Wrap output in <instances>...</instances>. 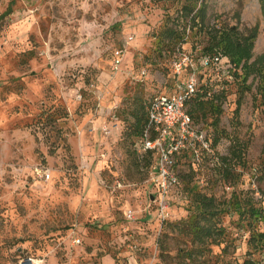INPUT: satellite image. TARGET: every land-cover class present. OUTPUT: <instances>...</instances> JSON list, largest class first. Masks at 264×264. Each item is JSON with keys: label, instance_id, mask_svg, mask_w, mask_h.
Returning <instances> with one entry per match:
<instances>
[{"label": "rangeland", "instance_id": "obj_1", "mask_svg": "<svg viewBox=\"0 0 264 264\" xmlns=\"http://www.w3.org/2000/svg\"><path fill=\"white\" fill-rule=\"evenodd\" d=\"M202 1L205 27L255 31L250 62L264 71V0ZM176 7L173 0H0V264H192L179 256L199 247L179 230L190 199L181 176L190 170L178 166L182 182L162 219L150 197L153 158L138 161L133 137L140 105L174 91L173 60H195L207 43L206 31L187 26L181 46H159ZM197 76H210L222 114L216 129L209 113L196 123L212 140L221 136L216 152L239 178L225 180L205 163L191 182L217 200L236 192L264 208V74L249 75L241 97L240 78L220 84L214 69ZM242 146L244 167L232 157ZM245 222L233 213L217 220L223 232L196 259L264 264V249L247 244Z\"/></svg>", "mask_w": 264, "mask_h": 264}, {"label": "trees", "instance_id": "obj_2", "mask_svg": "<svg viewBox=\"0 0 264 264\" xmlns=\"http://www.w3.org/2000/svg\"><path fill=\"white\" fill-rule=\"evenodd\" d=\"M174 4L177 6V16L173 18L169 14H166L165 19L166 24L163 26L160 36L157 38V42L160 47H166L169 50H174L177 46H181L184 42L186 27L188 26L190 30L195 29V31H206L207 43L203 47L202 52L194 60L190 55H187L191 60L196 64L198 68V73L202 72V75L208 72L209 70H215L213 66L204 67L200 63L202 56H220L225 59V63L231 66L229 69V76L232 78L237 77L241 79V94L244 91H248L249 87L245 85L247 78L252 73H261L264 74V71L261 70V67H258L257 64L250 62L252 58V49L255 39V31L247 30L245 33L238 31L236 27H228L223 24H214V26L208 28L204 26V21L206 20V14L203 9L202 0H173ZM11 8L8 9L10 13ZM7 13V14H8ZM179 20L182 21L184 27H181ZM171 22V23H170ZM170 23V24H169ZM180 25V26H179ZM174 61V60H173ZM227 61V62H226ZM256 66V68L254 67ZM210 76H206L204 80L199 79L198 88L187 105V112L190 115L195 126H199L196 122L199 119L206 117L207 113L212 116V125L216 129L220 115L222 114L221 106L219 104V96L216 94L214 88V83L211 82ZM219 83V82H218ZM229 83V80L224 78L220 82ZM217 84V82L215 83ZM148 102V101H147ZM147 105V103H146ZM146 105L145 108L140 105V108L137 112L133 114L134 125H133V137L134 145L141 138L143 131L147 125V116H146ZM240 110V98L237 101V106L234 109V117L239 116ZM203 128V127H202ZM220 135L213 137L212 146L216 147L218 141L220 140ZM245 147H238L232 151V157L237 160L241 166H245L243 152ZM136 158L139 162L148 163L152 153H147L143 157L138 155L134 149ZM149 160V161H148ZM151 162V161H150ZM230 160L226 158H220V165L217 167H212V170H219L220 176L225 180L229 178H239V175L232 174V171L229 168ZM154 159L151 162V170L154 167ZM180 164H186L190 170L187 175H182L181 177L187 180L185 190L190 196L189 205L187 210L189 212L187 221L182 222V226L179 227L180 232H184L187 235L191 236L193 245L198 244V248L193 246L191 250L184 251L179 250V256L181 258H188V262L192 264H202L200 260L196 259L195 254L202 253L204 243L208 240L213 241L216 237H219L220 233L223 232L222 228L217 226L216 221L220 220L221 217H224L225 214H236L238 221H246L245 226L248 227L252 234L247 242L249 246L255 245L260 249H264V232H256V228L261 224L264 226V208L256 206L252 203L251 199L244 198L237 194L236 192L231 193L230 197L225 200H217L213 195L203 194L196 184L192 183L191 175L196 171V168L200 167L195 165L191 161L189 153H186L180 156L176 160V170ZM178 172V170H177ZM190 175V176H189ZM180 174L178 172V183L173 188L175 190L180 186L182 182ZM172 190V191H173ZM156 194V193H155ZM155 195L150 196L154 198ZM201 222L203 224L201 225ZM241 264H256L251 259L244 260Z\"/></svg>", "mask_w": 264, "mask_h": 264}, {"label": "built area", "instance_id": "obj_3", "mask_svg": "<svg viewBox=\"0 0 264 264\" xmlns=\"http://www.w3.org/2000/svg\"><path fill=\"white\" fill-rule=\"evenodd\" d=\"M118 55L119 51L116 52V56ZM119 62L116 58V64ZM200 63L204 67L214 65L216 76L229 80L228 71L231 66L228 62L225 63L224 58L206 55L201 57ZM172 71L174 91L155 95L148 100L147 125L134 145L136 153L142 157L152 153L155 164L149 180L154 187V203L162 219L168 209L169 195L178 183L176 160L180 156L189 153L191 161L197 166L205 163L211 167L220 165V158L212 146L208 132L195 126L187 112V105L199 83L196 64L189 56L181 54L173 61ZM38 175L44 180L49 178L42 172H38Z\"/></svg>", "mask_w": 264, "mask_h": 264}]
</instances>
